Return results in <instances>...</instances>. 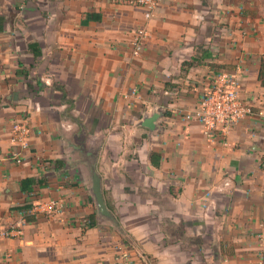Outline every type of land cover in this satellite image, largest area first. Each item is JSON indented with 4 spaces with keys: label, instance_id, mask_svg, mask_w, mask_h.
<instances>
[{
    "label": "crops",
    "instance_id": "crops-1",
    "mask_svg": "<svg viewBox=\"0 0 264 264\" xmlns=\"http://www.w3.org/2000/svg\"><path fill=\"white\" fill-rule=\"evenodd\" d=\"M145 12L0 0V264H264V0ZM217 69L254 113L208 136L195 110ZM158 107V127L142 125ZM86 151L118 224L97 215ZM51 198L63 212L28 221L17 207Z\"/></svg>",
    "mask_w": 264,
    "mask_h": 264
},
{
    "label": "built area",
    "instance_id": "built-area-1",
    "mask_svg": "<svg viewBox=\"0 0 264 264\" xmlns=\"http://www.w3.org/2000/svg\"><path fill=\"white\" fill-rule=\"evenodd\" d=\"M115 2L127 5H139L146 9L145 16L151 17L161 0H114ZM146 33L139 30L132 41L134 54H140L143 48V40ZM210 84L207 89L199 96V102L195 115L198 117L208 136L214 135L215 131L228 133L234 125L254 113L253 106L245 102L240 96L241 84L237 75L229 69L215 70L211 74ZM18 138L22 141L27 134L28 128L20 126ZM11 158L18 163L23 159L16 149L11 151ZM65 204L63 201L51 198L47 201L34 200L29 212L36 218L41 213L57 214L63 212ZM21 229H6L4 236H11L20 233ZM125 264V263H122Z\"/></svg>",
    "mask_w": 264,
    "mask_h": 264
},
{
    "label": "water",
    "instance_id": "water-1",
    "mask_svg": "<svg viewBox=\"0 0 264 264\" xmlns=\"http://www.w3.org/2000/svg\"><path fill=\"white\" fill-rule=\"evenodd\" d=\"M165 115V110L163 107H158L151 115L147 116L143 119L141 122L142 125L148 127L151 130H155L158 125L157 121L159 118ZM84 148H82L83 150ZM87 155H89L90 160L88 161L89 167H90V173H91V179H92V194L95 201L96 209H97V215L99 218L106 219L108 221H111L115 224H118V221L113 214V212L107 207L104 194L102 191V181L101 176L97 171L96 168V153L93 151H86Z\"/></svg>",
    "mask_w": 264,
    "mask_h": 264
},
{
    "label": "trees",
    "instance_id": "trees-1",
    "mask_svg": "<svg viewBox=\"0 0 264 264\" xmlns=\"http://www.w3.org/2000/svg\"><path fill=\"white\" fill-rule=\"evenodd\" d=\"M259 79L261 80V83L264 85V55L261 57L260 61V71H259ZM23 189H31L32 184H38V185H43L45 184V181L43 178H40L39 180H35L34 178H27L23 179L21 181ZM19 210H21L24 214L25 217L28 221H32L35 219V217L29 212L30 208L32 207V204L30 203H25L22 205L17 206ZM95 216H90L89 217V226L95 225Z\"/></svg>",
    "mask_w": 264,
    "mask_h": 264
}]
</instances>
